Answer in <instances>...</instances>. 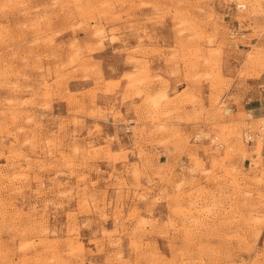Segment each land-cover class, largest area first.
I'll list each match as a JSON object with an SVG mask.
<instances>
[{
    "label": "rangeland",
    "instance_id": "1",
    "mask_svg": "<svg viewBox=\"0 0 264 264\" xmlns=\"http://www.w3.org/2000/svg\"><path fill=\"white\" fill-rule=\"evenodd\" d=\"M244 2L0 0V264H264Z\"/></svg>",
    "mask_w": 264,
    "mask_h": 264
},
{
    "label": "built area",
    "instance_id": "2",
    "mask_svg": "<svg viewBox=\"0 0 264 264\" xmlns=\"http://www.w3.org/2000/svg\"><path fill=\"white\" fill-rule=\"evenodd\" d=\"M264 127L261 126L260 127V131H255L253 130L252 128H248L246 129L245 131V141L248 143V144H251V142H255V141H258L259 139H264V135H263V132H261V130H263ZM125 132L128 133V132H131V128L128 126L126 127L125 129ZM204 138V137H203ZM208 139V138H207ZM215 145H218V146H223V142L219 140V137L218 136H213L211 139H210Z\"/></svg>",
    "mask_w": 264,
    "mask_h": 264
},
{
    "label": "bare ground",
    "instance_id": "3",
    "mask_svg": "<svg viewBox=\"0 0 264 264\" xmlns=\"http://www.w3.org/2000/svg\"><path fill=\"white\" fill-rule=\"evenodd\" d=\"M244 1H245V0H243V2H244ZM246 1H247V0H246ZM244 3H245V2H244ZM244 6H245V4H242V3L239 5L240 8H243ZM245 8H246V7H245ZM243 9H244V8H243ZM225 111H226V112H230L231 110H230V109H227V110H225ZM259 129H260V128H259ZM206 135H209V134H206ZM218 137H219V136H218ZM221 139H222V138H221ZM258 145H259V144H258ZM258 152H259V150H258ZM67 189H68V188H67ZM69 189H70V188H69ZM64 191H65V190H64ZM71 195H72V194H71Z\"/></svg>",
    "mask_w": 264,
    "mask_h": 264
}]
</instances>
